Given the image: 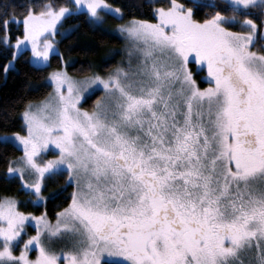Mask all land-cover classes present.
<instances>
[{
  "label": "snow or ice",
  "instance_id": "obj_1",
  "mask_svg": "<svg viewBox=\"0 0 264 264\" xmlns=\"http://www.w3.org/2000/svg\"><path fill=\"white\" fill-rule=\"evenodd\" d=\"M204 7L215 11L196 19ZM79 15L91 28L124 18L108 0H47L22 20L0 10V42L15 49L2 69L29 45L33 63L47 61L56 48L44 37ZM13 23L23 24L14 44ZM262 27L264 0H158L152 20L117 25L135 64L130 49L127 66L107 75L49 73L52 92L23 112L26 134L0 140L23 146L8 174L20 173L37 201L46 175L61 172L71 199L55 223L0 199V264H264V44L253 47ZM192 63L206 66V87ZM101 87L90 109L80 106ZM50 145L59 155L41 160Z\"/></svg>",
  "mask_w": 264,
  "mask_h": 264
},
{
  "label": "trees",
  "instance_id": "obj_2",
  "mask_svg": "<svg viewBox=\"0 0 264 264\" xmlns=\"http://www.w3.org/2000/svg\"><path fill=\"white\" fill-rule=\"evenodd\" d=\"M47 0H0V10L12 13L22 20L25 9L31 4L46 3ZM67 0H56V3H65ZM211 2V0H207ZM221 3L222 0H215ZM108 3L121 7L124 19L133 17L137 19H153V10L158 6V0H108ZM39 11V7L36 9ZM211 7H204L196 14V19H203L204 13L214 12ZM259 23V10L250 8ZM63 25H79L71 33L61 38L58 42L59 52L50 56L48 65L37 66L30 62L29 52L22 51V55L15 61L14 70L5 71L3 64L10 59L13 48L6 47L0 43V134L22 132L21 113L26 106L44 98L50 86L45 78L50 71L61 68L63 60L67 61L68 73L80 77L92 72L105 73L117 64L116 51L122 46V38L107 28H91L83 15L69 16L63 21ZM12 41L22 35V23L10 25ZM0 35L3 31L0 30ZM256 44H264V40L258 39ZM115 54V56H113ZM193 63L191 68H194ZM200 70L195 71V76L200 82V87L205 86L206 81L201 79ZM101 90L95 91L84 101V106L91 108L97 97L101 96ZM21 153L20 149L12 142L0 140V198L3 196H16L20 199L30 197L29 192L21 189L19 179L15 176L9 177L5 172L12 158ZM73 185L65 184L64 174L49 176L45 187V200L41 204L27 203L22 209L39 214L45 211L48 218L53 219L56 213L65 207L70 201ZM29 200V199H28Z\"/></svg>",
  "mask_w": 264,
  "mask_h": 264
},
{
  "label": "rangeland",
  "instance_id": "obj_3",
  "mask_svg": "<svg viewBox=\"0 0 264 264\" xmlns=\"http://www.w3.org/2000/svg\"><path fill=\"white\" fill-rule=\"evenodd\" d=\"M114 7H116V6H114ZM128 20H129V19H128ZM125 21H127V20H125L124 18H123V20H121V19H117V18H115L114 15H106V17H105V21H104V24H103V26H102V27H104V28H107V30H109V31H111V32H113V33H116L117 35H119V36L122 38V46L120 47V49H118V50L116 51V54H117L116 57H117L118 61H117V64H116V66H115L114 68H116L117 66H124V67L127 66V63H128V60H129V51H130V49H131L132 52H133V56H132V62H133V64H135V63H136V60H137V53L135 52V49H134V46L132 45L131 40H130L125 34H122V33H120V32L117 30V25L122 24V23H124ZM71 26H73V25L65 26V25H63V23H62V24H59V26H58V30L56 31L54 37L51 36V35H46V36L44 37L45 39H52V40H53V44H54V46H55V48H56V51L53 52V53H50V56H51L52 54H54V53H58V52H59L58 42H59V40H60L61 38H63L64 36H66V35L68 34V32H66V29H68V28L71 27ZM22 30H23V24H22ZM260 31H261V32H264V27H262ZM258 33H259V32H258ZM22 34H23V32H22ZM259 34H260V33H259ZM20 36H21V35H20ZM257 39H258V34H257ZM257 39H256V41H257ZM256 41H255V44H254V46H253V47H254V50H255L256 47H258V45L256 44ZM0 43H2V42H0ZM12 43L14 44V43H15V40H13ZM2 44H3V43H2ZM14 50H15V49L13 48V51H14ZM25 50H27V51L29 52V60H30L31 63H33L32 54H31V47H30V45L27 46L26 49L22 47L21 51H25ZM50 56H49V59H48L47 61H44L43 63L36 62V63H33V64H34V65H37V66H46V65H48V63H49ZM113 56H115V54H114ZM66 64H67V61H66V60H63V64H62V67H61V68H66ZM192 66H193L194 68H191V64L189 65V67H190V69L193 71L194 75H195V71H196V70H200V72L202 73L201 78H205L203 81H206V77H207V68H206V66H203V67L201 68V67H198V66H197L196 64H194V63H193ZM114 68H112L111 70H113ZM111 70H110V71H111ZM52 71H54V70H52ZM52 71H50L49 73H51ZM110 71H106L105 73H99V72H95V73H99V74H101V75H107ZM5 73H6V72H5ZM92 73H94V72H92ZM92 73H90V74H92ZM90 74H89V75H90ZM69 75L74 76V75H72V74H70V73H69ZM74 77H77V76H74ZM45 82L50 86V90H49L48 94H47L44 98H42V99H40V100H38V101L31 102V104L36 105V104L40 103L41 101H44V100L46 99V97H48L49 93L52 92V87H53V86H52V84L49 82V74H48L47 77L45 78ZM206 86H207V83L205 84V86L203 85V87H206ZM99 90H101V92H102V87H101V89H99ZM95 91H97V90H95ZM95 91H94V92H95ZM94 92L88 94L87 97H88L89 95L93 94ZM101 94H102V93H101ZM85 100H86V99H85ZM85 100H84V101H85ZM84 101L81 103L80 106L83 107V108H85V109H90V108L84 106V104H83ZM28 105H29V104H28ZM28 105H27V106H28ZM27 106H26V107H27ZM25 109H26V108H25ZM25 109H24V110L22 111V113H21V120H22V132H20L21 134H26V127H25V125H24V119H23V112L25 111ZM12 134H13V133H9V134H7V135H8V136H11ZM4 135H5V134H0V137H3ZM9 142H12L13 144H15V145L20 149L21 153H20L17 157H21V156H23V146H22L21 144H19V142H17V141H9ZM57 155H59L58 150L55 148V146L50 145L48 149H46L45 151H43V152L40 154V159H41V160H48V159H52V158H54V157L57 156ZM17 157L12 158V159L10 160L12 163H11V165H10V163H9V166H12V167H19V166H20V165H18L17 163H15V160H16ZM9 166H8V168H9ZM8 168H7L6 172H5V175H6V176H9V177H13V176L17 177V178L19 179L20 184H21V189H22L23 191H25V192H29L28 190H26V189H24V188L22 187V181L20 180V173L8 174ZM58 174H64V176H65V180H66V176H67V173H66V172H61V173H58ZM58 174H55V175H58ZM49 176H53V175H46V177H45V179H44V182H43V189H42V196H43V197L45 196V187H46V183H47V178H48ZM24 178H25V180H27V181H29V182H33V181L35 180V175H34L33 173H31L30 171H27V170H26L25 173H24ZM72 191H73V190H72ZM29 193H30V192H29ZM30 194H31V193H30ZM4 198H14V199L18 202V205H17V206H18L19 211L24 212V213H26V214L31 213V214L34 215V216H40L41 214H45V211H42V212L39 213V214H35V213L32 212V211L24 210V209L21 208V206H24V205H26L27 203H30V204H32V205H33V204H41L42 202H44L45 199L37 201V200L34 198V196H33L32 194L30 195V197H28V198H26V199H20V198H17L16 196H3V197H1L0 199H4ZM28 199H29V200H28ZM70 199H71V197H70ZM63 208H64V207H63ZM63 208H62V209H63ZM62 209H61V210H62ZM61 210H59V211H61ZM46 218H47L49 221H51L52 223H55V221H56V216H55V218L50 219V218H48L47 215H46ZM25 225H26L27 235H34V234H35V221H33V220L30 219V220H28V221L25 222ZM27 235L24 237L25 239L27 238ZM67 242H68V237L66 236V237L63 238V239L55 240L54 243H53V245H52V247L55 248L56 250H60L62 247H64V246L67 244ZM21 243H22V241H21ZM16 254H17V255L19 254V248L16 249ZM35 254H36V253H35V251H34V246L30 247V251H29V255H30V257L34 258V257H35ZM60 264H63V259H62V258H61Z\"/></svg>",
  "mask_w": 264,
  "mask_h": 264
}]
</instances>
